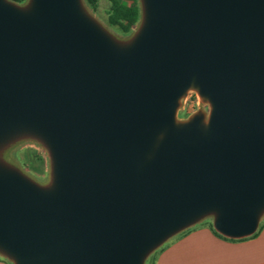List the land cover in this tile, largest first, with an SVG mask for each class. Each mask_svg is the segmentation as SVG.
<instances>
[{
    "label": "water",
    "instance_id": "95a60500",
    "mask_svg": "<svg viewBox=\"0 0 264 264\" xmlns=\"http://www.w3.org/2000/svg\"><path fill=\"white\" fill-rule=\"evenodd\" d=\"M114 37L83 0H0V151L44 143L40 185L0 157V254L13 264H144L212 217L264 214V0H141ZM195 89L211 105L177 120Z\"/></svg>",
    "mask_w": 264,
    "mask_h": 264
},
{
    "label": "rangeland",
    "instance_id": "374dc122",
    "mask_svg": "<svg viewBox=\"0 0 264 264\" xmlns=\"http://www.w3.org/2000/svg\"><path fill=\"white\" fill-rule=\"evenodd\" d=\"M27 2L28 0L20 5H25ZM83 4L87 11L119 40L127 41L131 39L136 34L141 25V0H122V7L129 9H134L137 7L140 9V16L137 24L132 28L131 32L127 34L123 33L118 27L109 25L108 16L111 7L110 0H100L96 9L90 7L85 0H83ZM210 110V103L205 101L198 91L192 88L189 89L186 95L180 100V105L177 110V120L186 121L196 113H203L205 115V120L207 121L210 115ZM0 157L8 164L20 169L24 174L40 185H48L52 180V163L49 150L43 142L36 138L23 136L14 140L0 151ZM33 166L34 169H37V171L33 170ZM211 220L212 217L209 216L202 219L200 222H207ZM262 222H264V214L260 220V223ZM175 236L170 238L167 243L173 240ZM6 260H8L10 264H13L10 259L6 258Z\"/></svg>",
    "mask_w": 264,
    "mask_h": 264
},
{
    "label": "crops",
    "instance_id": "0c3cea01",
    "mask_svg": "<svg viewBox=\"0 0 264 264\" xmlns=\"http://www.w3.org/2000/svg\"><path fill=\"white\" fill-rule=\"evenodd\" d=\"M207 223L166 242L156 264H264V229L255 238L229 241L216 236ZM0 264L10 263L0 254Z\"/></svg>",
    "mask_w": 264,
    "mask_h": 264
},
{
    "label": "trees",
    "instance_id": "16d2710c",
    "mask_svg": "<svg viewBox=\"0 0 264 264\" xmlns=\"http://www.w3.org/2000/svg\"><path fill=\"white\" fill-rule=\"evenodd\" d=\"M11 1L18 3V4H23L27 0H11ZM85 1L90 7H92L93 9H96L98 7L100 0H85ZM110 1H111V7L109 11V16H108L109 25L113 27H118L123 33H126V34L131 32L132 28L138 22V19L140 16V9L137 7H135L134 9L124 8L122 7V0H110ZM33 170L37 171V169H34V166H33ZM207 224L210 230L219 238L229 240V241L237 240V239L227 238L221 235L220 233H218L213 227L212 220L208 221ZM263 229H264V222L260 223L258 230L249 237L250 238L257 237L262 232ZM188 232H189V228L180 232L179 235L182 236V235L187 234ZM165 245L166 243H164L161 247H159L157 250L152 252L146 258L144 264H156L158 254L165 248Z\"/></svg>",
    "mask_w": 264,
    "mask_h": 264
}]
</instances>
